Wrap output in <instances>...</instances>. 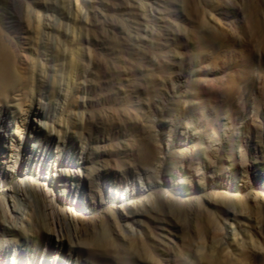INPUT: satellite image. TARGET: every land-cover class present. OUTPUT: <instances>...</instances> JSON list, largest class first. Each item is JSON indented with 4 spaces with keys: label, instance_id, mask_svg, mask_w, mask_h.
<instances>
[{
    "label": "rangeland",
    "instance_id": "1",
    "mask_svg": "<svg viewBox=\"0 0 264 264\" xmlns=\"http://www.w3.org/2000/svg\"><path fill=\"white\" fill-rule=\"evenodd\" d=\"M0 40V264H264V0H0Z\"/></svg>",
    "mask_w": 264,
    "mask_h": 264
},
{
    "label": "bare ground",
    "instance_id": "2",
    "mask_svg": "<svg viewBox=\"0 0 264 264\" xmlns=\"http://www.w3.org/2000/svg\"><path fill=\"white\" fill-rule=\"evenodd\" d=\"M17 73L18 72L15 70V66L13 65V62L11 61L9 51L6 49L5 45L0 40V123L1 124L3 123L2 124L3 126L1 127L3 129L2 131L4 135L6 134L7 130H9L10 124L14 119L12 115L15 113V110H11V108L17 106L15 103L16 101L15 97L19 96V94H16V92H19V89H21L20 88L21 81ZM39 105H40L39 111L34 113V117H35L34 121L36 122V125L41 129V127H43L41 123V119L47 118L48 115L46 114V107L44 106V104H41L40 102ZM9 115L12 117V120L9 119ZM5 138L6 141L4 142L5 144L4 147H7L6 144H8L9 141H7V137ZM29 144L26 147V150L30 153V155H33L34 153H39L42 149L39 143L31 142ZM0 156L3 158L4 153L0 152ZM10 157L12 159L9 162L12 163V168L16 169L17 158L14 157L13 155H10ZM2 162L4 161H0V164ZM10 172H14V171L10 170ZM21 196H23V202L19 204L18 202H14L12 200L13 203L12 205H10V207L7 208L6 215H5V211H3V209H0V217L5 222L4 226L7 229L6 232H9V234L11 235L13 234L14 230L19 231L21 230V228L24 227L23 225L24 220H26L27 216H29L32 213V210L30 209V205H29L28 196L24 193H22ZM140 214H143V211L140 212ZM17 219L19 222V226L16 225ZM78 235L79 234L77 232H74L73 236L76 238L78 237ZM13 242H14L13 239L5 238V237L0 240V259L6 253L11 252ZM104 248L106 249V251L102 255L94 254L92 256L91 259L93 264L110 263L109 261H114V259L115 260L117 259L116 255L118 254L117 251L114 249L115 247L113 248L109 245L108 247H104ZM88 257H90V255ZM118 259L119 261L117 264H126L127 262V258H124L122 256L119 257ZM3 263L9 264L7 262L5 263V261Z\"/></svg>",
    "mask_w": 264,
    "mask_h": 264
}]
</instances>
